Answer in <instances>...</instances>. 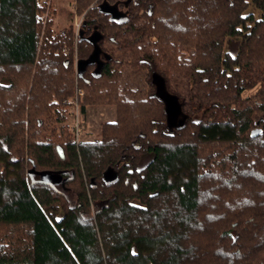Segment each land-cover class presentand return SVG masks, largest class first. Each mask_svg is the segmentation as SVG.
Returning <instances> with one entry per match:
<instances>
[{"label":"trees","instance_id":"1","mask_svg":"<svg viewBox=\"0 0 264 264\" xmlns=\"http://www.w3.org/2000/svg\"><path fill=\"white\" fill-rule=\"evenodd\" d=\"M74 8L50 43L39 0H0V264H264V0ZM73 77L116 105L97 142L44 134Z\"/></svg>","mask_w":264,"mask_h":264},{"label":"rangeland","instance_id":"2","mask_svg":"<svg viewBox=\"0 0 264 264\" xmlns=\"http://www.w3.org/2000/svg\"><path fill=\"white\" fill-rule=\"evenodd\" d=\"M39 2L45 7L41 39L42 37H46L50 43H55L60 39L63 40L70 33L77 39L76 37L82 28L85 27L86 18L84 14L79 15L76 13L74 0H39ZM118 9L122 12L126 11L122 6H119ZM250 9L255 12V16L260 15L259 11L254 10L253 7H250ZM84 34L87 35V33ZM61 48L62 55L64 54V57H68V52L64 51L66 45L61 46ZM73 49V59L76 60L78 56L77 45L75 43ZM73 80L75 83L74 93L71 94L68 100L63 101L65 112L59 110V114L54 116L56 108H52L54 112H51L50 118L51 120L53 119V122L44 129V134L48 139H54L56 142H65L67 139H70V134L74 135L76 142H97L101 139L103 126L116 122V105L106 102L96 104L88 101H85V104L82 105L85 93L83 89L77 87L78 85L74 77ZM51 103H56V100L52 99ZM60 117H65V120H61ZM254 129L264 131V116L256 118ZM73 198H75V195ZM10 230L9 227L0 225V232H9Z\"/></svg>","mask_w":264,"mask_h":264},{"label":"water","instance_id":"3","mask_svg":"<svg viewBox=\"0 0 264 264\" xmlns=\"http://www.w3.org/2000/svg\"><path fill=\"white\" fill-rule=\"evenodd\" d=\"M259 130H253L252 135H255ZM41 181L47 184L58 185L62 182V177L58 173L44 172L40 176Z\"/></svg>","mask_w":264,"mask_h":264},{"label":"built area","instance_id":"4","mask_svg":"<svg viewBox=\"0 0 264 264\" xmlns=\"http://www.w3.org/2000/svg\"><path fill=\"white\" fill-rule=\"evenodd\" d=\"M78 94H80V93H78Z\"/></svg>","mask_w":264,"mask_h":264}]
</instances>
